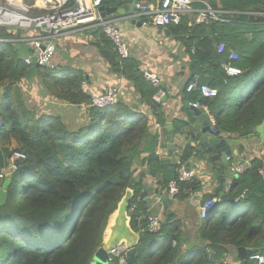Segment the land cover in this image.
Here are the masks:
<instances>
[{"label":"trees","instance_id":"trees-1","mask_svg":"<svg viewBox=\"0 0 264 264\" xmlns=\"http://www.w3.org/2000/svg\"><path fill=\"white\" fill-rule=\"evenodd\" d=\"M127 1L104 0L103 5L122 6ZM205 1L221 10L224 20L189 26V18L183 17L180 24L168 26L175 34L191 33L183 39L191 58L184 93L190 102L209 107L226 137L243 138L254 134L264 121V0ZM194 5L205 7L199 0ZM45 12L32 9L28 15ZM23 35L19 27L0 26V173L15 151L26 155L17 161L7 202L0 208V264H91L128 187L135 191L130 205L139 206L131 213L141 237L136 247L138 264H224L230 246L250 247L247 264H253L250 256L264 251V175L260 172L264 157L252 159V167L233 179L229 197L219 200L204 219L205 245L183 255L180 221L174 217L163 221L158 233L140 231L136 217L146 224L145 206L138 200L141 183L135 182V162L139 160L150 174L162 173L166 185L178 180L180 200L199 190L201 181L196 176L180 180L176 160L173 164L160 159L158 136L150 130L151 116L137 105L121 97L104 108L93 106L83 90V73L26 64L16 46ZM98 38L100 56L121 68L141 103L154 109L157 122L167 124L161 102L154 100L162 86L148 80L134 58L122 59L102 29ZM221 43L224 52L218 50ZM233 50L239 54L235 64L242 73L229 76L223 64ZM33 70L35 80L30 77ZM196 76L217 87L219 94L207 98L198 91L187 92V84ZM38 85V92L66 104L69 113L29 105L25 88ZM186 124L176 120L175 131ZM194 151L188 143L180 156L182 163H188ZM143 153L147 155L141 157ZM216 196L217 192L204 198Z\"/></svg>","mask_w":264,"mask_h":264},{"label":"crops","instance_id":"crops-1","mask_svg":"<svg viewBox=\"0 0 264 264\" xmlns=\"http://www.w3.org/2000/svg\"><path fill=\"white\" fill-rule=\"evenodd\" d=\"M133 1L134 0H129L122 6L117 7H123L125 4L131 5ZM197 10L201 9L194 5L192 12L183 15V17L189 18V26L197 24ZM106 18L112 20L122 29L125 42L130 50V57L134 58L137 63L140 61L141 64H138L140 69L143 72L147 70L158 75L162 89L163 85L167 86V89H163L165 91L164 97L166 98L164 101H160L161 111L164 114L165 122L167 124L157 122L154 115V109L145 103H141L133 83L123 77L121 68H119L120 70L118 71L115 70L117 67H113L106 59L100 56L97 44L99 41V29H102V27L93 24L64 31L56 38L58 51L55 56V62L58 65V68L63 71L76 70L83 73L85 80L93 91H104L109 86L119 88L123 99L133 103V105H137L146 114L151 116L150 130L152 133L156 134L159 139L156 154L163 162H171L174 164L176 158L173 153L169 152L167 141V126L169 124H172L174 127V143L176 147L184 143L186 145L188 143L192 145L195 144L190 138L189 117L183 112V107L190 103L184 93V87L188 79L191 63V58L187 52L183 39L184 37H188L191 33L175 34L169 27L161 29L152 25L143 26V22L141 25H138L137 23H133L132 18L127 14L121 15L119 13H113ZM18 19H20V17H17V20ZM136 19V21L139 22L140 20H147L148 16H136ZM166 28L168 31L165 30ZM17 47L21 57L27 55L30 51V46L25 42L17 43ZM36 72L37 71L33 70L30 74V77L34 80L37 79L35 75ZM37 90H39V85L37 86ZM54 104L56 105L54 107L56 112L63 114L69 113L68 106L63 102H59L57 99L56 101L50 100L49 107ZM52 108L53 107H51L50 110H52ZM176 120L187 123L180 132L175 131ZM158 124H160V126ZM227 138L230 142L234 140L233 138ZM235 139L239 140V143H232V146L234 150L238 152V155L230 159L231 166L245 158L254 159L264 157V121L259 125L252 137H248V139H245L244 137ZM241 147L243 149L242 151ZM146 155L147 153H143L141 157H145ZM195 164L197 165L196 167L194 166ZM135 167H137L135 180L140 182L141 185L144 182H148L151 183L154 188H160L162 192L168 188L169 183L166 185L162 181V173H148L144 166L140 165L139 160L135 162ZM215 169H218L221 176H224L227 171V167H222L220 163L212 164L208 159L205 160L204 158H201L200 155L195 156L193 162H191V170L194 171L195 176L201 181L199 190L191 193L185 200L173 198L175 201L170 206L173 210V214L171 215L174 217L173 220L180 221V232L182 234L180 240L182 243L183 255H186L191 248L195 249L196 247H202L205 245L201 239V228L204 220L201 218L199 213L200 210H198V208L203 201H205V195L215 194L216 192ZM232 181L233 179H228L227 184L232 183ZM196 194L203 195V198L199 202H195L193 199ZM150 195H154V192H150ZM216 197L219 198V196ZM144 206L145 212H143V217L146 220L149 215L155 213H152L151 210L146 207L145 202ZM168 208V206H164L158 212L159 214H162L163 221L167 219L166 211ZM106 237L107 233L105 231L104 241ZM240 247L247 248L248 253L251 250L248 246H230L228 252L224 254L223 263L242 264L241 258L239 257Z\"/></svg>","mask_w":264,"mask_h":264},{"label":"built area","instance_id":"built-area-1","mask_svg":"<svg viewBox=\"0 0 264 264\" xmlns=\"http://www.w3.org/2000/svg\"><path fill=\"white\" fill-rule=\"evenodd\" d=\"M5 1L8 2L11 9L5 6ZM103 1L104 0H48L44 5L47 6V12L30 16L13 10L12 7L16 9L17 7L11 2V0H1L0 26H16L24 31L23 37L21 39H16V46L17 43H28L30 51L27 55L22 56V58L26 64L33 67L57 69L58 65L55 62V56L58 51L56 38L64 31L93 24L102 27L103 32L111 39L120 57L122 59L127 58L130 56V50L125 42L122 29L112 20L101 16L100 7L103 5ZM195 2L196 0H158L157 2L137 1L134 16L147 15L148 19L143 20V26L152 25L162 29L171 24H180L183 15L193 11ZM199 2H202L205 7L200 8L201 10H197V24H208L212 19L224 20L219 16L221 11L213 9L206 1L199 0ZM20 10H27V8L25 6ZM17 16H22L24 19L17 21ZM225 49L226 46L224 43H221L218 47L219 52H224ZM194 51L195 47L192 48V52ZM239 58L238 52L234 50L230 52L229 60L223 64V68L227 75L236 76L242 73V69L235 64V61L239 60ZM144 74L145 77L155 86H161V81L158 75L147 70L144 71ZM83 90L90 95L91 104L99 108L113 105L121 98V90H119V88L109 86L104 91L97 92L90 88V85L86 80L83 82ZM186 91H198L203 97L207 98H213L219 94V89L217 87H212L203 83L198 76L187 84ZM164 96L165 91L160 88L154 96V100L160 102ZM190 103L197 107H201L209 115V119L213 126L212 129L215 131L214 126H217V123L215 116L211 113L209 107L206 104H200L199 102ZM2 125V119L0 118V129L2 128ZM158 125L160 126V124ZM185 146L186 144L184 143L180 146H175L173 149V155L179 165L178 175L180 180H189L195 176L194 171L187 170L186 164L182 163L180 159ZM25 158V153L15 151L9 158L8 168L12 166L15 170L17 168V161ZM232 167L235 178H238L247 169L252 167V159L245 158L242 161L236 162ZM8 168H3L0 173L1 186ZM260 172L264 175L263 169H260ZM231 186V183L226 184L225 190L228 192L231 189ZM167 189L168 196L176 198L180 192L178 180H171ZM138 200H140L139 197ZM218 201V197H212L203 201L200 205L199 211L202 219L208 217L210 211ZM138 207L137 202L129 205V214L131 215V213H135L138 210ZM136 220L138 221V226L140 227L141 232L158 233L162 227L163 216L159 213L149 215L146 218V224L144 225L141 223V216H137ZM175 243L176 241H174V244ZM127 251L128 248L124 243L113 248L108 252V262L115 263L118 261L120 264H126L128 262L126 257ZM207 251L210 252V249L207 248ZM250 259L253 261V264H264V251L251 255Z\"/></svg>","mask_w":264,"mask_h":264},{"label":"water","instance_id":"water-1","mask_svg":"<svg viewBox=\"0 0 264 264\" xmlns=\"http://www.w3.org/2000/svg\"><path fill=\"white\" fill-rule=\"evenodd\" d=\"M137 0H134L131 5L125 4L123 7L117 6H107L102 5L100 7L101 16L106 18L113 13H119L121 15H129L132 18L133 23L138 25L142 24V20L137 22L134 13L136 11ZM168 31V29H165ZM138 64H141L138 61ZM115 70H120L116 68ZM163 89H167L166 85H163ZM166 97L162 98L164 101ZM183 112H185L188 117L190 138L195 142L193 145L195 151L190 161L186 163L187 170H191V162L195 156L200 155L201 158L205 160L208 159L212 164L220 163L222 167H227L226 174L221 176L218 169L214 170L216 176L215 191L219 194V200L225 201L229 195L225 190L228 179H235V174L233 172V167L231 166L230 160L238 155V152L234 150L233 144H238L239 140H232L231 142L228 138L221 132L218 126H214L215 131H213V126L209 119V115L201 108L197 107L191 103L186 104L183 107ZM167 141L169 146V152L173 153L175 147V132L172 124L167 126ZM253 134L245 136V139L252 137ZM207 158V159H206ZM202 160V159H201ZM197 166L196 164L194 165ZM14 167H9L7 169L5 180L0 188V208L4 206L8 199V189L12 182ZM145 174V173H144ZM143 174V175H144ZM145 176V175H144ZM137 182V180H135ZM154 192V195H150V192ZM168 189L166 188L164 192L160 188H154L151 183L144 182L141 185V191L139 193V198L146 203V207L151 210L152 213L158 214L159 210L164 206L169 208L166 211L167 220L169 221L170 216L173 214L171 205L174 203V199L167 195ZM135 197V191L131 187H128L125 194L118 203L117 209L114 211L106 227L107 237L103 242V245L97 250L94 255L93 262L91 264H115L108 262V252L113 248L125 244L128 248L126 257L129 264H138L136 258V247L140 242V234L136 231L132 225V217L128 212L129 205L132 199ZM203 198L202 194H196L193 199L195 202H199ZM200 210V207L198 208ZM247 254L248 249L245 247L239 248V257L241 258L242 264H247Z\"/></svg>","mask_w":264,"mask_h":264},{"label":"rangeland","instance_id":"rangeland-1","mask_svg":"<svg viewBox=\"0 0 264 264\" xmlns=\"http://www.w3.org/2000/svg\"><path fill=\"white\" fill-rule=\"evenodd\" d=\"M43 1L45 2V0H43ZM4 3H5V6L7 8L11 9V6L8 4V2L5 1ZM22 4H23L24 7L26 6L27 10H20L19 8L16 9L14 7H12V9L16 10V11H18V12L24 14V15H26V14H31L32 13V9H33V12H34V10H36V9H41V8H45L46 9L47 8V6L38 5L37 4V0H23ZM40 89L43 90L42 88H40ZM25 90H26V95H27L28 101H29V105L34 106V107H36L38 109L40 108L41 110H44L46 112H48V110L51 109V107H49L50 100L56 101V98L51 99L49 97H44L41 94V92H38L37 87H33V86L29 87V86H27L25 88ZM1 93H2V89H0V98H1ZM52 106H53L52 110L55 111L54 107L56 105L54 104ZM127 264H129V263H127Z\"/></svg>","mask_w":264,"mask_h":264},{"label":"bare ground","instance_id":"bare-ground-1","mask_svg":"<svg viewBox=\"0 0 264 264\" xmlns=\"http://www.w3.org/2000/svg\"><path fill=\"white\" fill-rule=\"evenodd\" d=\"M48 0H45V2L43 0H37V4L40 5V6H44L46 3H47ZM52 1V0H51ZM11 2H13V4L17 7V8H20V9H23L24 6L22 4L23 0H11ZM17 17H20V19L16 20L19 21V20H23L24 18L22 16H17Z\"/></svg>","mask_w":264,"mask_h":264},{"label":"clouds","instance_id":"clouds-1","mask_svg":"<svg viewBox=\"0 0 264 264\" xmlns=\"http://www.w3.org/2000/svg\"><path fill=\"white\" fill-rule=\"evenodd\" d=\"M4 180H5V179H4ZM3 182H4V181H3ZM2 184H3V183H2ZM128 209H129V208H128ZM127 261H128V260H127ZM127 263H128V262H127ZM127 263H126V264H127ZM119 264H120V263H119Z\"/></svg>","mask_w":264,"mask_h":264}]
</instances>
